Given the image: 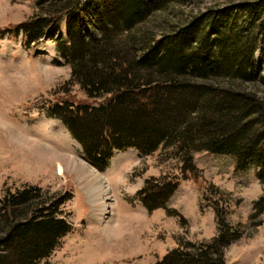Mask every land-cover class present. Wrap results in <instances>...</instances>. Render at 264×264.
Instances as JSON below:
<instances>
[{
	"label": "trees",
	"instance_id": "obj_1",
	"mask_svg": "<svg viewBox=\"0 0 264 264\" xmlns=\"http://www.w3.org/2000/svg\"><path fill=\"white\" fill-rule=\"evenodd\" d=\"M20 1H35L34 17L10 34H22L25 49L56 41L71 70L69 85L86 96L50 102L43 112L68 129L90 166L103 173L115 152L128 149L144 156L173 150L182 161L181 178L150 179L137 193L149 214L179 217L167 204L181 180L200 178L193 153L232 157L241 172L256 167L264 188V77L253 62L264 47V0H231L205 11L204 0H119L99 36L78 29L83 0ZM65 21L69 45L57 38ZM69 201V194L32 185L7 191L0 264H49L72 232L64 212ZM254 209L256 217L264 214V197ZM214 210L218 234L211 242L180 239L157 264H226V249L244 233L227 222L219 203Z\"/></svg>",
	"mask_w": 264,
	"mask_h": 264
},
{
	"label": "rangeland",
	"instance_id": "obj_2",
	"mask_svg": "<svg viewBox=\"0 0 264 264\" xmlns=\"http://www.w3.org/2000/svg\"><path fill=\"white\" fill-rule=\"evenodd\" d=\"M230 1L204 0L201 9ZM118 3L83 0L78 29L99 36L104 19L113 15ZM34 10L35 1L0 0V202L7 191L15 192L25 185L70 195L64 212L72 232L48 263L157 264L180 239L195 244L211 242L218 234L214 206L219 203L227 222L244 233L226 249V264H264V214L256 217L254 209L264 197L258 168L241 172L232 157L193 153L200 178L181 180L169 200L167 209L177 217L169 216L166 210L149 214L136 197L150 179L181 178L182 161L173 150L160 149L151 156L134 149L118 151L103 173L84 160L82 147L68 129L43 112L50 102L68 97L75 102L87 101L80 87L69 85L71 70L57 51V42L46 38L39 46L25 49L22 34H10L32 19ZM57 38L70 44L67 21ZM253 62L264 77L263 46L256 51ZM243 87L261 91L258 85ZM52 154L59 155L63 163L71 160L66 163L64 175L47 161ZM81 166L102 175L109 189L110 216L94 214ZM210 186L223 198L211 192L216 190Z\"/></svg>",
	"mask_w": 264,
	"mask_h": 264
},
{
	"label": "bare ground",
	"instance_id": "obj_3",
	"mask_svg": "<svg viewBox=\"0 0 264 264\" xmlns=\"http://www.w3.org/2000/svg\"><path fill=\"white\" fill-rule=\"evenodd\" d=\"M51 158L52 159H48L47 161L50 162V164L52 163L57 166L59 175H64V172L66 169V163L70 164L71 160L65 161V163H63L59 155H54V154L51 155ZM75 164L76 162H74V166L76 167L77 165ZM80 170H81L80 171L81 176L87 179V182H88L87 191L89 193L91 200L93 201L94 214L98 216L103 215V217L110 216L111 206L107 199L109 189L102 175L96 171L87 170L84 166L80 168Z\"/></svg>",
	"mask_w": 264,
	"mask_h": 264
}]
</instances>
